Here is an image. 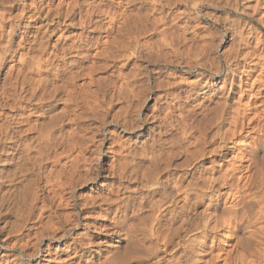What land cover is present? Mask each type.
<instances>
[{"label":"rangeland","instance_id":"1","mask_svg":"<svg viewBox=\"0 0 264 264\" xmlns=\"http://www.w3.org/2000/svg\"><path fill=\"white\" fill-rule=\"evenodd\" d=\"M30 1L35 2L34 8H30L29 10L27 9V13H26L27 17L25 16V19H23L22 22L21 21L15 22L17 26L19 25L16 30L15 37L12 40L8 39L7 37L8 35L6 36V34L8 33L9 28H7L8 31L6 30L4 31V36H6V38L3 39L2 43L0 41L1 43L0 44V97H1L0 98V177H1L0 178V264H11L12 263L11 261L14 259H16L15 261H18L21 264H34L36 260H29L27 255L28 253L29 254L32 253L34 249L33 245L35 244V242H37L36 238L39 235V232L37 231H40L41 234V232H43L42 229L47 228V225H49L54 221L55 222L57 221L60 224L59 226H62L66 229H68L69 227L72 228L70 238H66V240L62 244L67 242L70 243L71 238L73 239V237L75 236L83 235L86 232V230L84 229L83 226H79L78 228H73L75 226L73 227L70 226L69 224L72 225V223H69L67 221V218L69 216L76 215V217H78V219L81 222L80 225H82V223L102 224L103 218H106V214L109 217L112 216L113 215L112 213H114V211L117 209L124 210L123 206L125 204L129 205L127 206L128 207L127 210L129 211V214L132 215L133 214L132 212H135V210L138 208L137 205H139V202L143 197H145L146 199L145 201L146 203H144L146 206L144 207L147 208L150 205L152 206L156 202L157 203L160 202L161 197L158 194L148 196V198L151 199L148 201L147 192H149L150 188L148 186L146 188L143 187L142 184L140 183L141 181L140 180L136 181V179L133 176H129V175L126 176V174L124 175L123 173L124 170L121 169L120 161L125 155H128L130 157L129 159L134 158L135 169H137L136 171H139L137 172V177H138L137 179L139 178L141 179L142 174L148 173L150 175V173L152 174L153 171L155 173L159 172L158 178L160 179V181H165L167 177L168 178L176 177L177 179L180 178L181 180H183L180 181L179 179V181L181 182L180 183L181 193L182 191H184V189L188 187V185L196 183L195 181H198L197 178L203 176L204 174H205L204 176H206L207 174L206 177H209L210 175L212 177L215 176V178L219 177L218 182L213 183L211 189L206 188L207 190H204V192L205 191L206 192L203 195H201V198L199 196L197 199H195L197 203V200L199 201L200 198V201L198 202L199 204L197 203L195 205L196 207L194 206L195 212L193 213L196 216L197 215L198 216L197 217L195 215L192 216L193 215L192 214L191 216L193 218L189 217V221H191V223L189 222L190 225L188 226L189 229L188 233L189 235L194 234L193 237L197 238V241L201 239V241L205 244L203 248L204 251L203 253H206L207 255L206 259L210 258V256L208 257V255L210 254L216 255L217 253L221 255L222 253L229 251L231 245L235 244L236 239L243 240L244 238L247 239L249 238L253 243L252 244L254 247L253 250H257V249L259 250L261 248L263 249L264 248V171L263 169H260L257 172L255 179L252 180L251 182V187L253 190V195H252L253 206L246 211L245 216L242 218V221L240 222V229L235 230L236 233L235 235L227 236V234H224L225 229L219 228L218 232L214 231L212 232V234L210 233V235H212L213 237L212 236L210 237L208 235V239H205L204 241V238L200 236L201 235L200 231L198 230H197L198 232L195 231V226L197 228L199 222H203L205 220L206 223L207 220H209V217L212 215L213 212L210 209L212 200H214L212 202L213 204L214 202L215 203L217 202L218 203V204L216 203L217 206L219 205L218 207L222 208L226 202L227 203L231 202L230 197L231 195H233V193H235V190L233 188H231L228 185L226 186V184L224 183L225 179L224 178L222 179L221 177L225 176L226 169L229 168V162H233L236 160V157L240 152L239 149L241 148V145L242 146L243 144L245 145V143L242 140L244 139L246 133L250 132V128L246 127L245 123H247V121H244L245 123H243L244 127L242 128V130L239 129L237 131L241 133L240 135H238V137L226 136L227 138L225 137V139L222 140L223 136H221L222 134L221 131H223L222 129L224 128L225 129L227 128L226 130H228L229 128L228 125L224 123L225 125H222V127L224 128H220L221 131L219 132L218 127H220L221 125L220 126H217L216 124L215 126L214 124L210 125L211 122L210 120L213 119L212 117L213 109H215L218 105H227V106L230 105L229 107L231 108L236 107L234 103L237 102V97H238L237 96L238 78L236 75H240L241 70L239 68L241 64L237 60L230 64L226 63L227 58L225 57H228V55L232 51L238 48L241 38L242 40L243 39L247 40L250 47L255 46L254 44L258 37L261 40H264L263 39L264 24L261 23V20L264 21L263 10H258L256 14L253 13L251 8L249 7L247 8V5L252 6V4H254L253 1L250 0H215L217 2H213L214 0H193V1L178 0L179 2L175 1V3L170 7L168 11L169 15L171 14L170 15L171 18L170 17L167 18L166 26L169 25L171 29H169L166 34H168L170 37L168 35H164L165 37L159 36L161 39L158 36H151V35L146 36L147 38L143 37L144 39L140 37L139 38V40L141 41L140 45L142 43L143 46L151 45L150 46L151 49L149 46L148 48L147 47L145 48L141 45L140 46L141 48L140 47L135 48L136 50L132 49L135 52L134 51L131 52L129 51L131 48L128 46L127 49L124 48V50L122 49L120 50V49H116L117 47H113L114 46L113 45L112 47L109 46L107 49L108 50L115 49V50L113 52L110 50L111 52L108 51L107 54L106 49H103L105 52H102V50H100L104 46L99 47L103 45L102 43L104 39L101 40L102 42L101 44H99L97 49L96 48L97 46L95 47V44H93V42H95L93 40L94 38H92L93 35H89L90 32L88 30L94 27L95 24L94 21L96 20L95 18L96 15L95 17H92L91 14L94 11V9L98 8L99 6L100 7L102 6L101 7L102 10L109 9L111 12H115V11L120 12L122 8L125 11L129 9H133L134 8L133 6H131L132 7L131 8L126 5L125 0L122 1L121 0H63V2L61 0H26L24 4L27 5L30 3ZM59 1H61L62 3H60ZM73 1H75L77 4L75 2L73 4ZM119 1L122 3H120ZM225 2L226 4H224ZM16 3H14L15 10H13L14 12L12 11L11 17L20 14V12L18 11L21 9L20 2L16 1ZM69 3L70 6L68 5ZM59 4H61L62 6L60 5L61 7H59ZM7 6L8 5L4 7ZM232 7L234 9H232ZM46 9L47 10L50 9V16L48 17V19L50 20L53 18V22L45 18L47 17L45 13L48 12ZM71 9L74 11H72ZM67 11L71 14L67 18V20L70 19V21H72L71 26L66 28V26L61 24V22H60L61 25L54 24L55 22L59 23V20L57 21L56 19H54L55 17L58 16L56 14L59 12L65 15ZM88 11L90 12V14ZM36 12L39 14H37ZM54 13L56 14L54 15ZM35 15L39 16L40 18L38 17L39 19L35 20V18L37 17ZM29 18L30 19L32 18L31 20L33 23H35V25L31 22V20H29ZM82 20L85 22H83ZM84 23L85 25H83ZM27 24L29 27L28 31L26 30L27 27H25V25ZM230 25H232V27H230ZM114 33L112 37H117L116 32ZM21 35L23 36V38L21 37ZM87 35H88L87 38H90L89 41L92 40L91 41L92 43L90 44V42H87L89 43L88 44L89 46L87 45L84 47V43H85L84 41H86L85 38ZM97 36H99V34ZM100 36L105 37L106 34L105 33L103 34L102 32V34L100 33ZM157 38H159L158 42L161 40L159 42L160 44H164L162 45L164 48L161 46L160 50H159L160 44L157 43ZM162 38L163 41L165 40L167 41V42L165 41L166 44L162 41ZM253 39H255V41ZM25 40L27 42H25ZM19 41L22 42L24 41V42L23 43L20 42L21 43L20 44ZM145 41L147 42V44H145L146 43ZM153 41L154 43L156 42L155 43L156 45L157 44L158 45L155 46V44H153ZM70 44L74 45L76 48L77 47L82 48V50L78 51V48L77 50L73 49V51L70 52L64 50ZM152 45L155 46V50ZM197 47L198 49H196ZM11 50L15 53L13 54ZM152 50H154V52ZM193 50L195 51L194 53ZM122 51L124 54H122ZM110 53H112L113 55ZM102 54L104 55L102 56ZM21 55H23V57ZM3 56H5L8 60L5 59V57ZM103 66L105 67L104 69ZM40 71L42 73H40ZM67 75H73L71 76L73 77L71 78L72 82L68 80L70 79V77ZM84 75L86 77H84ZM63 79L68 80V82L70 83L65 84L66 82H63L64 81ZM48 80L50 81V85H48L49 84ZM43 81L44 83L47 82L45 83L46 86L43 83ZM223 81L224 83H222ZM40 82L43 84H41ZM51 83L52 84L54 83L53 85H56L53 86L54 89H52V92L56 94H53L51 92L53 94L52 96L53 97L55 96L54 98L50 95L51 93L49 94L52 87ZM70 84H72L73 86ZM44 86L47 91L43 89ZM121 86L123 87L121 88ZM33 87L34 89H32ZM56 87L58 88V90H56ZM62 87L64 89H62ZM45 92H47L50 95L49 97L53 98V99L50 98L52 99V101L46 99L48 98L47 97L48 95L46 96L47 93L45 94ZM183 99L185 100L183 101ZM246 100L247 99H244L242 102L245 103ZM251 106L252 108H248V111L251 110L252 113H255V107H256L257 113L259 114L261 113L262 108H260L258 103L257 105L253 103L251 104ZM121 107H123V109ZM258 110H260V112ZM252 113L250 112L248 113L249 118L251 117L253 118ZM250 114H252V116ZM24 116H26L28 119ZM263 117H261V119L264 122ZM208 118H210V120L207 121ZM262 121L261 120L258 121L259 123H261L260 125H263ZM258 122L254 123L255 126L254 124H252V127H256V126L258 127L259 126ZM24 123L29 124L30 127L33 128V129L29 128V130L31 129L30 130L31 132H29L28 136L27 134L25 135L26 138H23L22 136V139H26L27 141L26 140L25 141L30 145L29 147L30 155L28 157H29V162L31 163L33 162V163L32 164L30 163L31 164L30 165L28 162L27 165L29 166L26 165L27 172L29 170L30 171L29 174L27 173L28 181L26 183H23L22 185V181L19 180L20 178L18 179L19 181L17 180V178L16 180L14 178L13 181L10 180L12 177L10 175V172L8 173L5 169H3L2 158H4L5 156L4 151H7L8 148L7 146L11 144V141L9 142L8 136L10 135V133L13 132V130L14 131L16 130L15 126H17V129H19V127H21V125H23ZM37 123H39L40 125ZM41 123L45 124V126L43 125L45 128L41 127L42 126ZM48 123L50 125H47ZM35 126H39L41 128L38 129L39 127H35ZM49 126L50 129H47L49 128ZM42 128L46 130H43ZM41 129L43 131H48V130L49 131L43 132L41 131ZM226 130H224V132ZM217 131L220 133L219 134L220 136L217 135L218 133L216 134ZM15 132H13V135H17V133ZM44 133H46L45 136H47V138L44 137ZM53 134H55L56 136ZM51 136H53V138H55L57 142L55 140L53 141V138H51L50 140ZM36 137L38 138L36 139ZM84 137L87 139H85ZM40 139L43 142H40L41 141ZM46 139H47L46 141L47 144L45 142ZM187 140L189 141L188 143ZM240 140L242 143L240 142ZM36 141H39L40 144ZM262 141L264 143V140ZM48 142H49V147H48ZM43 143L47 145V148L46 146L43 145ZM152 144L155 145V149H152L151 147L153 146ZM41 145L44 146L45 148L44 147L41 148L42 147ZM177 145H180V147L182 145V147L181 148L179 146L177 147ZM214 147H223V148L222 150L221 149L218 150L217 154H214L212 152ZM179 148L181 149V151ZM199 148L204 149L203 151L204 153L201 154V156L196 155L197 157L195 158L192 157V154L198 151ZM183 149H188V151L190 152L186 153ZM37 155L40 156L38 157ZM75 155L77 156V158L75 157ZM215 155H217L216 158L214 157ZM156 156L160 164L159 168L158 167L155 168L152 165L153 164L152 158ZM13 157L16 159L15 156ZM31 158H33L34 161H32L33 159ZM74 158H76V160H78V162L80 163L79 164L77 162L76 163L77 166L75 165L74 161L76 160ZM12 160L14 159L12 158ZM193 161L197 164L195 165ZM211 161H214L215 165H213ZM165 162L169 166H167L168 168L165 167V170H163L164 169L163 163ZM189 162L191 163V165H189L190 164ZM116 163L119 166V169L117 168L118 166L115 167ZM73 164H74L73 167L74 175L72 176L74 177H71L70 174L73 173L72 171ZM211 166L212 168L214 166V169H216L217 171L212 168L210 169ZM246 166L247 164L244 163L242 168H240V170L235 173V179L238 176H245L246 173L244 168ZM56 167L59 168L57 169ZM67 168L69 171L67 170ZM116 168L117 170H114ZM111 169L114 171H112ZM118 170L120 173H123L122 176H120L121 174L118 173ZM149 170L152 172H150ZM61 171H63L62 172L63 174L61 173ZM66 171L68 172V174ZM189 171L191 174L189 173ZM201 171H203L202 174L200 173ZM78 176L83 178L80 179V177L78 178ZM71 179L73 180L71 181ZM45 180L46 181L48 180L47 183ZM83 180L84 181L87 180V181L84 182ZM222 181L225 185L224 184L222 185L221 183ZM56 182H58V184L60 185L58 186ZM20 183L22 185V188L24 186L22 192H24L25 194L26 193L25 191L26 190L28 191V193L25 194L26 196H24V200L21 197L22 193H20L21 192V185H19ZM62 189L63 191H61ZM55 192L58 194V196L56 195ZM53 193L55 194L54 195L55 197L53 196ZM59 193L62 195H59ZM180 196H179L180 199L178 198L179 200L182 199V196L181 197ZM15 197H17L18 200H16ZM20 197L22 198V200H20ZM34 197L38 198L37 200L38 203L36 204L37 206L34 205V201H33ZM58 198L60 200L63 199V201L61 202L60 200H58ZM102 198L104 199L106 198V200L108 199L110 200L106 203V201L105 202L102 201L103 200ZM58 201L59 203L57 205ZM154 201L155 203H151ZM84 203L87 204V207H85L86 205ZM32 205L35 206V211L31 212V207L33 208ZM61 205L63 207H61ZM108 210H110L109 214H108L109 212ZM147 210L149 211V209ZM141 214L143 215V216L141 215V217H144L146 215L145 212H142ZM40 215H41L40 217L41 221L40 220L38 221ZM222 217L223 219L224 218L226 219L228 216L223 215ZM141 222H139L141 224L140 226L144 228L145 225L143 226V224L144 223L146 224L147 222L146 221L144 222L141 221ZM185 227L187 228V226ZM35 229H37V231H35ZM191 229H193V231ZM46 233L47 231L45 232V234ZM185 234L186 233L182 231L180 235L184 236ZM41 240L43 241L42 242L43 245H46L48 243L55 245L54 243H52L51 240H47V238L44 236L42 237ZM178 243H179V238L175 237L174 239H172L170 245H168L167 247V251H170V253L171 251L173 252L176 251L179 248L178 246H176L178 245ZM128 245L124 246L125 248L122 247V249L120 250V254L122 253V255L124 256H131V257L135 256L137 253L136 251L137 248L134 247V244H130L129 246ZM240 248L241 246L237 249V253H236L237 256L242 254ZM132 250L134 252V255ZM220 251H222L221 254ZM138 253L136 257H140ZM149 257L150 259L149 258L147 259H149L148 262L150 263H147V261L137 260L131 262L130 264H138V261L139 264H152L156 261L152 256ZM159 257L161 258L162 255H160ZM64 258L66 259L65 256H63V259ZM83 260L84 259H82V261H80L79 264H84L85 260L84 261ZM219 264L222 263L220 262Z\"/></svg>","mask_w":264,"mask_h":264},{"label":"bare ground","instance_id":"2","mask_svg":"<svg viewBox=\"0 0 264 264\" xmlns=\"http://www.w3.org/2000/svg\"><path fill=\"white\" fill-rule=\"evenodd\" d=\"M16 1L20 2L21 5V9L18 10L20 12L19 15L11 17V13L13 10H15L14 8V3H16ZM26 0H0V41L2 43L3 39L6 38V36L8 37V39L12 40L15 37V33L16 30L18 28L17 24H15L16 21H21L23 19H25L26 13H27V9L29 10L30 8H34V1H30L29 4H24ZM63 2V0H61ZM61 1H59L60 3H62ZM122 1V0H121ZM175 1L178 0H125L126 5L128 7L133 6V9H129L127 11L123 10V8L120 10V12H111L109 9L107 10H102V6L98 8H93L94 11L92 12L91 16L95 17L96 15V20L94 21V27H92V29L88 30L90 33L89 35H93L92 38H94L93 40L95 42H93V44H95V47L98 49L99 44H101V40L104 39L103 41V45L99 46V47H103L102 52H105L103 49H106V53L108 54L109 52H113L114 50L110 49L108 50L107 48L109 46H113V47H117L116 49H122L124 50V48H128L130 47L129 51L133 52L134 50H136L135 48H139L141 45V41L139 40L140 37H146V36H160V37H165L164 35H168L166 34L167 31L169 29H171V27L166 26L167 25V18L170 17L169 15V9L170 7L175 3ZM182 1V0H181ZM193 1V0H191ZM253 1L254 4H252V6L247 5V8H251L252 12L256 14V12L258 10H263L264 13V0H250ZM75 1H73L74 4ZM80 2V1H79ZM120 2V1H119ZM179 2V1H178ZM213 2H217V1H213ZM219 2V1H218ZM57 3V2H56ZM76 3V2H75ZM84 3V2H83ZM122 3V2H120ZM119 3V4H120ZM223 3V2H222ZM249 3V2H248ZM17 4V3H16ZM42 4V3H41ZM65 4V3H64ZM77 4V3H76ZM87 4V3H86ZM107 4V3H106ZM118 4V3H117ZM125 4V3H123ZM226 4V2L224 3ZM8 5L7 7H4ZM37 5V4H36ZM61 4H59V7ZM67 5V4H66ZM70 6V3L68 4ZM67 5V6H68ZM102 5V4H101ZM122 5V4H121ZM120 5V6H121ZM213 5V4H212ZM235 5V4H234ZM53 6V5H52ZM118 6V5H117ZM119 6V8H120ZM126 6V7H127ZM177 6V5H176ZM246 6V5H245ZM58 7V8H59ZM66 7V6H65ZM95 7V6H94ZM110 7V6H109ZM122 7V6H121ZM196 7V6H195ZM231 7V6H230ZM236 7V6H235ZM47 8V7H46ZM56 8V7H55ZM54 8V9H55ZM101 8V9H100ZM105 8V7H104ZM108 8V7H107ZM118 8V7H117ZM132 8V7H131ZM214 8V7H213ZM77 9V8H76ZM232 9H234L232 7ZM47 10V9H46ZM67 10V9H66ZM72 10V9H71ZM34 11V10H33ZM39 11V10H37ZM48 12L45 13V15L47 17H45L46 19H48V17L50 16V9L47 10ZM56 11V10H55ZM74 11V10H72ZM70 11V12H72ZM113 11V10H112ZM119 11V10H117ZM14 12V11H13ZM30 12V11H29ZM89 12V11H88ZM176 12V11H175ZM183 12V11H182ZM190 12V11H189ZM238 12V11H237ZM241 12V11H239ZM262 12V11H261ZM31 13V12H30ZM29 13V14H30ZM37 13V12H36ZM35 13V14H36ZM43 13V14H44ZM52 13V11H51ZM171 13V11H170ZM262 13V14H263ZM39 14V13H37ZM56 13H54L55 15ZM65 14V13H64ZM90 14V12H89ZM183 14V13H182ZM31 15V14H30ZM33 15V14H32ZM44 15V16H45ZM56 15H58L57 17H55L54 19H56L58 22H55L54 24L57 25H61L63 24L64 26L70 27L71 26V22L70 19L67 20V18L71 15L68 11L66 12L65 15H63L62 13H57ZM63 15V16H62ZM209 15V14H208ZM207 15V16H208ZM37 16V15H35ZM52 16V15H51ZM173 16V15H172ZM27 17V16H26ZM29 17V16H28ZM32 17V16H30ZM39 16H37L35 18V20H38ZM88 17V16H87ZM224 17V16H223ZM86 18V17H85ZM84 18V19H85ZM171 18V17H170ZM27 19V18H26ZM32 19V18H31ZM29 18V20H31ZM83 19V16H82ZM174 19V18H173ZM223 19V18H222ZM233 19V18H232ZM34 20V22H35ZM49 20V19H48ZM51 22H53V18L50 19ZM49 20V21H50ZM80 20V18H79ZM237 20V19H236ZM76 21V20H75ZM83 21V20H82ZM88 21V20H87ZM224 21V20H223ZM32 22V20H31ZM41 22V21H40ZM61 22V24H60ZM78 22V21H77ZM85 22V21H83ZM169 22V21H168ZM33 23V22H32ZM74 23V22H73ZM91 23V22H90ZM174 23V22H173ZM261 23L264 24V21L261 20ZM19 24V23H18ZM35 25V23H33ZM38 24V23H37ZM75 24V23H74ZM80 24V23H79ZM262 24V25H263ZM52 25V24H51ZM85 25V23L83 24ZM174 25V24H173ZM179 25V24H178ZM30 26V25H29ZM32 26V25H31ZM234 26V25H233ZM24 27V26H23ZM25 27H27V31L29 29L28 24L25 25ZM24 27V28H25ZM85 27V26H84ZM230 27H232V25H230ZM239 27V26H238ZM7 28H9L7 30ZM21 28V27H20ZM33 28V27H32ZM31 28V29H32ZM35 28V27H34ZM38 28V27H36ZM77 28V27H76ZM86 28V27H85ZM175 29V28H174ZM8 31V33L6 34V36H4V31ZM22 30V29H21ZM87 30V29H86ZM26 31V32H27ZM31 31V30H30ZM40 31V30H39ZM171 31V30H170ZM188 31V30H187ZM24 32V31H23ZM52 32V31H51ZM105 33L106 34V39L105 37H101L100 33L102 34ZM116 32L117 37H112L113 33ZM240 32V31H239ZM34 33V32H33ZM172 33V32H171ZM176 33V32H175ZM186 33V32H185ZM259 33V32H258ZM47 34V33H46ZM77 34V33H76ZM99 34V36H97ZM115 34V33H114ZM174 34V33H173ZM238 34V32H237ZM245 34V33H243ZM178 35V34H177ZM241 35V34H240ZM26 36V35H25ZM34 36V35H33ZM60 36V35H59ZM116 36V35H115ZM169 36V35H168ZM174 36V35H173ZM191 36V35H190ZM235 36V35H234ZM21 37L23 38V36L21 35ZM88 35L86 36V41H84V47L87 46L90 42V44L92 43L91 41H89L90 38H87ZM90 37V36H89ZM159 37V38H160ZM170 37V36H169ZM177 37V36H176ZM182 37V36H181ZM184 37V36H183ZM210 37V36H209ZM236 37V36H235ZM26 38V37H25ZM35 38V37H34ZM143 38V39H144ZM147 38V37H146ZM157 38V43L158 39ZM172 38V37H171ZM188 38V37H187ZM192 38V37H191ZM246 38V37H245ZM255 38V37H254ZM21 39V38H20ZM65 39V38H64ZM80 39V38H79ZM161 39V38H160ZM169 39V38H168ZM264 39V38H263ZM27 40V39H26ZM25 40V42H27ZM84 40V39H83ZM82 40V41H83ZM156 40V39H155ZM165 40V39H164ZM175 40V39H172ZM183 40V39H182ZM255 41V39H253ZM163 41V38H162ZM166 41V40H165ZM165 41H163L165 43ZM171 41V40H170ZM8 42V40H7ZM11 42V41H10ZM22 41H19V43ZM24 42V41H23ZM22 42V43H23ZM41 42V41H40ZM72 42V41H70ZM146 42V41H145ZM162 42V43H163ZM167 42V41H166ZM188 42V41H187ZM0 43V44H1ZM156 43V42H155ZM153 41V44H155ZM185 43V42H184ZM253 43V42H252ZM11 44V43H10ZM21 44V43H20ZM147 44V42L145 43ZM160 44V43H159ZM166 44V43H165ZM168 44V43H167ZM4 45V44H3ZM29 45V44H28ZM45 45V44H44ZM67 45V44H66ZM76 45V44H75ZM158 45V44H157ZM155 44V46H157ZM164 44H160V48L161 46ZM174 45V44H173ZM172 45V46H173ZM255 46L250 47L249 43L247 42V40H240V43L238 45V48L234 51H232L227 58V62L226 63H233L234 61H238L240 62V75H236L238 78V97H237V102H234L236 107H229L227 105H218L215 109H213V119L210 120V118L207 119L210 120L212 122H210V125L215 126V124L219 128V132L221 131L220 128H224L222 127V125H225L224 123H226V125H228V130H226L225 128L222 129L223 131H221V136L222 140L225 139L226 136L228 137H238V135H240V132H237L239 129L242 130L243 123H245L244 121H247L246 127L250 128V132H247L246 135L244 136V139L242 140L245 145L243 144V146L241 145V148L239 149L240 152L236 157V160L233 162H229V168L226 169V173L225 176L220 177L224 180V183L226 184V186H230L231 188H233L235 190V193H233V195H231V202H226L224 204V206L218 207L217 204L214 202V204L212 203L214 200L211 201V205H210V209L212 210V215L210 216L209 214V220H207V222L205 223V220L203 222H199V225L195 226V231H200V236H202L205 239H208V235L211 237L212 235H210V233L212 234V232L216 231L218 232L219 228H224L225 229V233L227 234V236H233L235 235V230H239L240 229V222L242 221V218L245 216L246 211L249 210L252 206V200H253V190L251 187V182L252 180L255 179L257 172L260 169H263L264 171V143L262 140H264V122L262 121L261 117L264 116V40H261L259 37L256 39V42L254 44ZM5 46V45H4ZM21 46V45H20ZM24 46V45H23ZM22 46V47H23ZM77 46V45H76ZM83 46V45H82ZM81 46V47H82ZM89 46V45H88ZM92 46V45H90ZM128 46V47H127ZM143 46V45H142ZM149 47L151 45H148ZM148 46H143V47H147ZM153 46V45H152ZM155 46H153L154 50H155ZM6 47V46H5ZM35 47V46H34ZM59 47V46H58ZM142 47V49H143ZM163 47V46H162ZM193 47V46H191ZM78 48V47H77ZM77 48L70 44L66 47V49L68 52L77 50ZM141 48V47H140ZM144 48V49H145ZM157 48V47H156ZM157 48V49H158ZM164 48V47H163ZM170 48V47H168ZM188 48V47H187ZM203 48V47H202ZM234 48V47H233ZM260 48V50H259ZM125 49V50H126ZM134 49V50H132ZM151 49V47H150ZM175 49V48H174ZM190 49V48H189ZM198 49V47L196 48ZM4 50V49H3ZM34 50V49H33ZM32 50V51H33ZM39 50V49H38ZM42 50V49H40ZM44 50V49H43ZM82 50V48H78V51ZM85 50V48H84ZM88 50V47H87ZM139 50V49H138ZM137 50V51H138ZM148 50V49H147ZM154 50H152L154 52ZM158 50V51H159ZM12 51V50H11ZM15 51V50H14ZM45 51V50H44ZM77 51V52H78ZM98 51V50H97ZM136 51V52H137ZM173 51V50H172ZM177 51V50H176ZM185 51V50H184ZM187 51V50H186ZM192 51V50H191ZM9 52V50H8ZM13 52V51H12ZM11 52V54H12ZM40 52V51H39ZM96 52V51H95ZM116 52V51H115ZM118 52V50H117ZM128 52V51H127ZM135 52V51H134ZM149 52V51H148ZM167 52V51H166ZM174 52V51H173ZM180 52V51H179ZM195 51L193 50V53ZM203 52V51H202ZM15 52H13L14 54ZM19 53V52H18ZM22 53V52H21ZM25 53V52H24ZM34 53V52H33ZM67 53V52H66ZM105 53V54H106ZM126 53V52H125ZM150 53V52H149ZM152 53V52H151ZM157 53V51H156ZM80 54V53H79ZM96 54V53H95ZM112 54V53H110ZM109 54V55H110ZM120 54V53H118ZM122 54L123 51H122ZM120 54V55H122ZM127 54V53H126ZM138 54V53H137ZM183 54V53H182ZM10 55V54H9ZM8 55V57H9ZM82 55V54H81ZM85 55V54H84ZM92 55V54H91ZM104 54H102L103 56ZM113 55V54H112ZM119 55V56H120ZM148 55V54H147ZM159 55V54H158ZM163 55V54H162ZM179 55V54H178ZM195 55V54H194ZM12 56V55H11ZM20 56V55H19ZM23 57V55H21ZM31 56V55H30ZM88 56V55H87ZM106 56V55H105ZM128 56V55H127ZM143 56V55H142ZM153 56V55H152ZM5 57V56H3ZM192 57V56H189ZM194 57V56H193ZM11 58V57H10ZM9 58V59H10ZM20 58V57H19ZM63 58V57H62ZM140 58V57H139ZM5 59H7L5 57ZM24 59V58H22ZM21 59V60H22ZM88 59V58H87ZM113 59V58H112ZM117 59V58H116ZM128 59V58H127ZM214 59V58H213ZM8 60V59H7ZM11 60V59H10ZM39 60V59H38ZM191 60V59H190ZM205 60V59H204ZM212 60V59H211ZM3 61V60H2ZM48 61V60H47ZM186 61V60H185ZM19 62V61H18ZM41 62V61H39ZM167 62V61H166ZM174 62V61H173ZM200 62V61H199ZM216 62V61H215ZM48 63V62H47ZM103 63V62H102ZM170 63V62H169ZM8 64V63H7ZM26 64V63H25ZM28 64V63H27ZM39 64V63H38ZM37 64V65H38ZM52 64V62H51ZM60 64V63H58ZM65 64V63H64ZM40 65V64H39ZM193 65V64H192ZM218 65V64H217ZM61 66V65H60ZM239 66V64H238ZM40 67V66H39ZM46 67V66H44ZM213 67V66H212ZM51 68V67H50ZM57 68V67H56ZM92 68V67H91ZM105 67L103 66V69ZM234 68V67H233ZM23 69V68H22ZM21 69V70H22ZM80 69V68H79ZM78 69V70H79ZM90 69V68H89ZM102 69V70H103ZM137 69V68H136ZM231 69V68H230ZM229 69V70H230ZM238 69V71H239ZM20 70V69H18ZM72 70V69H71ZM77 70V69H76ZM96 70V69H94ZM213 70V69H212ZM17 71V70H16ZM37 71V69H36ZM48 71V70H47ZM56 71V70H55ZM214 71V70H213ZM232 71V70H231ZM111 72V71H110ZM133 72V71H132ZM5 73V72H4ZM8 73V72H7ZM12 73V72H11ZM18 73V72H17ZM40 73H42L40 71ZM57 73V72H56ZM65 73V72H64ZM67 73V72H66ZM78 73V72H77ZM82 73V72H81ZM87 73V72H86ZM109 73V72H108ZM233 73V72H232ZM36 74V73H35ZM52 74V73H51ZM71 74V72H70ZM73 74V73H72ZM79 74V73H78ZM93 74V73H92ZM127 74V73H126ZM130 74V73H128ZM136 74V73H135ZM40 75V74H39ZM89 75V74H88ZM109 75V74H108ZM111 75V74H110ZM162 75V74H161ZM5 76V75H4ZM16 76V75H15ZM27 76V75H26ZM46 76V75H45ZM57 76V75H56ZM70 77V79H68L69 81H71V76L73 75H67ZM113 76V75H112ZM115 76V75H114ZM24 77V76H23ZM50 77V76H49ZM55 77V75H54ZM64 77V76H63ZM84 77H86L84 75ZM108 77V76H107ZM164 77V76H163ZM7 78V77H6ZM9 78V77H8ZM16 78V77H14ZM61 78V77H60ZM66 78V76H65ZM76 78V77H75ZM74 78V79H75ZM100 78V77H99ZM39 79V78H38ZM44 79V78H43ZM77 79V78H76ZM87 79V78H86ZM110 79V78H109ZM161 79V78H160ZM13 80V79H12ZM16 80V79H14ZM19 80V79H18ZM22 80V79H20ZM63 82L70 83L68 82V80L63 79ZM128 80V79H127ZM223 80V79H222ZM7 81V80H6ZM24 81V80H23ZM29 81V80H28ZM36 81V80H35ZM41 81V80H40ZM62 81V80H61ZM76 81V80H75ZM106 81V80H105ZM112 81V80H111ZM179 81V80H178ZM16 82V81H15ZM42 82V81H41ZM40 82V83H41ZM50 85V81L48 80ZM72 82V81H71ZM83 82V81H82ZM103 82V81H102ZM140 82V81H139ZM142 82V81H141ZM148 82V81H147ZM164 82V81H163ZM20 83V82H19ZM25 83V82H24ZM44 83V81H43ZM41 83V84H43ZM47 83V82H45ZM44 83V84H45ZM61 83V82H60ZM81 83V82H80ZM113 83V82H112ZM129 83V82H128ZM168 83V82H167ZM172 83V82H170ZM224 83V81L222 82ZM6 84V83H5ZM21 84V83H20ZM39 84V85H41ZM52 84V83H51ZM54 84V83H53ZM51 85V91L49 92V94L52 92V89H54L53 86L56 85ZM64 84V85H65ZM75 84V83H74ZM79 84V83H78ZM130 84V83H129ZM10 85V84H9ZM17 85V84H16ZM19 85V84H18ZM30 85V84H29ZM72 85V84H70ZM69 85V86H70ZM76 85V84H75ZM90 85V84H89ZM102 85V84H101ZM104 85V84H103ZM111 85V84H110ZM120 85V84H119ZM21 86V85H20ZM19 86V87H20ZM27 86V84H26ZM46 86V84H45ZM45 89L46 90V88ZM73 86V85H72ZM86 86V85H85ZM84 86V87H85ZM158 86V85H157ZM169 86V85H168ZM176 86V85H175ZM201 86V85H200ZM22 87V86H21ZM24 87V86H23ZM78 87V86H77ZM83 87V86H82ZM120 87V86H119ZM123 86H121L122 88ZM127 87V86H126ZM166 87V86H165ZM221 87V86H220ZM219 87V89H220ZM6 88V87H5ZM41 88V87H40ZM80 88V87H79ZM105 88V86H104ZM136 88V87H135ZM20 89V88H19ZM26 89V88H25ZM34 89V87L32 88ZM38 89V88H37ZM42 89V90H43ZM48 89V88H47ZM50 89V88H49ZM60 89V87H59ZM62 89H64L62 87ZM131 89V87H130ZM23 90V89H22ZM44 90V91H45ZM56 90H58V88L56 87ZM55 90V92H56ZM101 90V89H100ZM112 90V89H111ZM120 90V89H119ZM129 90V89H128ZM223 90V89H221ZM5 91V90H4ZM47 91V90H46ZM54 91V90H53ZM2 92V91H1ZM25 92V91H24ZM78 92V91H77ZM82 92V91H81ZM95 92V91H94ZM98 92V91H97ZM5 93V92H4ZM47 92H45L46 94ZM53 94H56L54 92H52ZM50 94L51 96L53 94ZM48 93L46 94V96L48 98V100L52 101V99L55 97H49ZM103 94V93H102ZM12 95V94H11ZM65 95V94H64ZM74 95V94H73ZM134 95V94H133ZM22 96V95H21ZM26 96V95H25ZM38 96V95H37ZM43 96V95H41ZM103 96V95H102ZM179 96V95H178ZM8 97V96H7ZM24 97V96H23ZM79 97V95H78ZM77 97V98H78ZM228 97V96H227ZM231 97V96H230ZM1 98V97H0ZM17 98V97H16ZM45 98V97H44ZM52 98V99H50ZM110 98V97H109ZM233 98V97H232ZM23 99V98H22ZM42 99V98H41ZM60 99V97H59ZM66 99V98H65ZM121 99V98H120ZM244 99H247L245 101V103H243L242 101ZM262 99V101H261ZM19 100V99H18ZM29 100V99H28ZM39 100V99H38ZM185 99H183L184 101ZM97 101V100H96ZM118 101V100H117ZM129 101V100H128ZM99 102V101H98ZM221 102V101H220ZM260 102V103H259ZM20 103V102H19ZM53 103V102H52ZM90 103V102H89ZM233 103V102H232ZM255 103V105L260 106V108H262L261 113H257V108L255 106V113H252L251 110L248 111V108H252L251 104ZM66 104V103H65ZM113 104V103H112ZM228 104V103H227ZM10 105V104H9ZM18 105V104H17ZM52 105V104H51ZM75 105V104H74ZM181 105V104H180ZM128 106V105H127ZM234 106V105H233ZM250 106V107H249ZM89 107V106H87ZM95 107V106H94ZM129 107V106H128ZM135 107V106H133ZM21 108V107H20ZM24 108V107H23ZM104 108V107H103ZM123 109V107H121ZM127 108V107H126ZM125 108V110H126ZM185 108V107H184ZM212 108V107H211ZM86 109V108H85ZM138 109V108H137ZM254 109V108H253ZM21 110V109H20ZM92 110V109H91ZM113 110V109H112ZM182 110V109H181ZM260 110H258L260 112ZM73 111V110H72ZM82 111V110H81ZM129 112V111H128ZM165 112V111H164ZM252 113L253 114V118H249V114L248 113ZM22 113V112H21ZM59 113V112H58ZM89 113V112H88ZM101 113V112H100ZM114 113V112H113ZM121 113V112H120ZM163 113V112H162ZM23 114V113H22ZM25 114V113H24ZM34 114V113H33ZM84 114V113H83ZM94 114V113H93ZM125 114V113H124ZM167 114V112H166ZM252 114H250L252 116ZM5 115V114H4ZM35 115V114H34ZM60 115V114H59ZM78 115V114H77ZM76 115V116H77ZM128 115V114H127ZM211 115V114H210ZM263 115V116H261ZM41 116V115H40ZM49 116V115H48ZM84 116V115H83ZM82 116V117H83ZM181 116V115H180ZM5 117V116H4ZM20 117V116H19ZM22 117V116H21ZM26 117V116H24ZM29 117V116H28ZM51 117V116H50ZM58 117V115H57ZM55 117V118H57ZM130 117V116H129ZM154 117V116H153ZM164 117V116H163ZM210 117V116H208ZM27 118V117H26ZM30 118V117H29ZM66 118V117H65ZM183 118V117H182ZM264 118V117H263ZM24 119V118H23ZM28 119V118H27ZM43 119V118H42ZM48 119V118H47ZM117 119V118H116ZM197 119V118H195ZM4 120V119H3ZM25 120V119H24ZM49 120V119H48ZM53 120V119H52ZM85 120V119H84ZM164 120V119H163ZM261 120L263 125H260L261 123H259L258 121ZM57 121V119H56ZM69 121V120H68ZM150 121V120H149ZM27 122V121H24ZM30 122V120H29ZM40 122V121H39ZM49 122V121H48ZM114 122V121H113ZM123 122V121H122ZM190 122V120H189ZM255 122L259 123V126L257 127H252V124H254ZM45 123V122H44ZM47 123V121H46ZM50 123V122H49ZM47 125H50V124ZM58 123V121H57ZM60 123V122H59ZM91 123V122H90ZM174 123V121H173ZM179 123V122H178ZM16 124V123H15ZM39 124V123H37ZM43 128H45V124L41 123ZM55 124V123H53ZM184 124V123H183ZM206 124V123H205ZM209 124V122H208ZM26 125V126H25ZM40 125V124H39ZM44 125V126H43ZM177 125V124H176ZM257 125V124H256ZM52 126V125H51ZM55 126V125H54ZM53 126V127H54ZM164 126V125H163ZM204 126V125H203ZM255 126V124H254ZM2 127V126H1ZM14 127V126H12ZM16 128V132L13 130V132L17 133V135H13V132L10 133V135L12 136H8L9 138V142L11 141V144L9 146H7V151H4V158H2V165H3V169H5L8 173L10 172L11 175V179L13 181V179L17 178V180L19 179L20 181H22V185L23 183H26L28 180V174L29 171L27 172V165L29 162V155H30V145L26 142V139H22L26 138L25 135L29 134V132H31L30 130L33 129L32 127H30L29 124H23L21 125V127H19V129H17V126H15ZM35 127H39V126H35ZM41 127H39L38 129H40ZM48 127V126H47ZM46 127V128H47ZM182 127V125H181ZM195 127V126H194ZM226 127V126H225ZM6 128V127H5ZM29 128H31L29 130ZM42 128V129H43ZM92 128V127H91ZM90 128V129H91ZM95 128V127H94ZM164 128V127H163ZM162 128V129H163ZM169 128V127H168ZM203 128V127H202ZM8 129V128H7ZM46 130V129H43ZM50 129V126L49 128ZM97 129V128H96ZM79 130V129H78ZM98 130V129H97ZM224 130H226L224 132ZM12 131V130H11ZM49 131V130H48ZM48 131H43V132H48ZM85 131V130H84ZM153 131V130H152ZM216 132L217 135H219V132ZM4 132V131H3ZM59 132V131H58ZM74 132V131H73ZM112 132V131H111ZM169 132V131H168ZM203 132V131H202ZM8 133V132H7ZM35 133V132H34ZM37 133V132H36ZM51 134V133H50ZM49 134V135H50ZM193 134V133H192ZM7 135V134H6ZM5 135V136H6ZM35 135V134H34ZM38 135V134H37ZM43 135V133H42ZM46 133H44V137L47 138V136H45ZM48 135V134H47ZM55 135V134H53ZM59 135V134H58ZM216 135V136H217ZM39 136V135H38ZM41 136V135H40ZM56 136V135H55ZM160 136V135H159ZM194 136V135H193ZM215 136V137H216ZM220 136V135H219ZM62 137V136H61ZM71 137V135H70ZM218 137V136H217ZM7 138V139H8ZM32 138V137H31ZM38 137H36L37 139ZM53 138V136L50 137ZM60 138V137H59ZM83 138V137H82ZM81 138V139H82ZM85 138V137H84ZM185 138V137H184ZM192 138V137H191ZM194 138V137H193ZM204 138V137H203ZM227 138V137H226ZM35 139V137H34ZM49 139V138H48ZM58 139V138H57ZM87 139V138H85ZM157 139V138H156ZM241 139V137H240ZM26 140V141H25ZM32 140V139H31ZM41 140V139H40ZM44 140V139H43ZM57 140L55 138H53V141ZM67 140V139H66ZM71 140V138H70ZM93 140V139H92ZM175 140V139H174ZM180 140V139H179ZM219 140V139H218ZM230 140V139H229ZM2 141V140H1ZM8 141V140H7ZM33 141V140H32ZM47 141V139L45 140V142ZM49 141V140H48ZM75 141V139H74ZM81 141V140H80ZM182 141V140H181ZM197 141V140H196ZM214 141V140H212ZM34 142V141H33ZM40 144V142H43L42 140L36 141ZM35 142V144H36ZM44 142V143H45ZM60 142V141H59ZM78 142V141H77ZM86 142V141H85ZM84 142V143H85ZM183 142V141H182ZM189 141L187 140V143ZM241 142V140H240ZM7 143V142H6ZM5 143V144H6ZM43 143L44 146L45 145ZM51 143V141H50ZM64 143V142H63ZM67 143V142H66ZM83 143V142H82ZM97 143V142H96ZM111 143V142H110ZM161 143V142H160ZM176 143V142H175ZM242 143V142H241ZM42 144V143H41ZM47 144V142H46ZM58 144V143H57ZM74 144V142H73ZM53 145V144H52ZM84 145V144H82ZM87 145V144H86ZM113 145V144H112ZM153 146L152 149H155V145L152 144ZM170 145V144H169ZM38 146V145H37ZM42 146V145H41ZM44 146H42L41 148H43ZM68 146V145H67ZM75 146V145H74ZM97 146V145H96ZM148 146V145H147ZM157 146V145H156ZM180 147V145H177V147ZM188 146V145H187ZM48 147H49V142H48ZM149 147V146H148ZM182 147V145H181ZM180 147V148H181ZM39 148V147H38ZM40 148V149H41ZM45 148V147H44ZM52 148V147H51ZM179 148V149H180ZM223 147H214V149L212 150V152L214 154L218 153V150H222ZM94 149V148H92ZM91 149V150H92ZM122 149V148H121ZM151 149V148H150ZM189 149V147H188ZM188 149H183L186 153L190 152L188 151ZM39 150V149H38ZM46 150V149H45ZM33 151V150H32ZM74 151V150H73ZM104 151V150H103ZM119 151V150H118ZM179 151V150H178ZM181 151V149H180ZM192 151V150H191ZM196 151V150H195ZM204 149H200L198 151H196L194 154H192V157H197L201 156V154H203ZM6 152V153H5ZM45 152V151H44ZM60 152V151H59ZM175 152V151H174ZM65 153V152H64ZM119 153V152H118ZM139 153V152H138ZM193 153V152H192ZM38 154V153H37ZM56 154V153H55ZM77 154V153H76ZM143 154V153H142ZM183 154V153H182ZM32 155V154H31ZM61 155V153H60ZM78 155V154H77ZM168 155V154H167ZM15 156L16 159L13 157ZM38 156V155H37ZM36 156V157H37ZM40 156V155H39ZM38 156V157H39ZM53 156V155H52ZM137 156V155H136ZM144 156V155H143ZM191 156V155H190ZM217 155H215L214 157L216 158ZM35 157V156H34ZM75 157L77 158V156L75 155ZM93 157V156H92ZM142 157V156H141ZM149 157V156H148ZM12 158L15 160H12ZM49 158V157H48ZM55 158V157H54ZM76 158H74L76 160ZM79 158V157H78ZM113 158V157H112ZM120 158V157H118ZM122 158V156H121ZM130 157L128 155H125L122 159H121V169L124 170L123 173L124 175L126 174L129 176H133L136 181L140 180L141 184L143 187H149V192H147V198L148 196H152V195H159L161 197V201L160 202H151V203H155L152 206L150 205L148 208L144 207L146 206L144 203H146V199L145 197L141 198L138 208L135 210V212H132L133 214L130 215L129 211L127 210V206H129L128 204H125L123 206L124 210H115L114 213H112V216H107L106 214V218H103V223L102 224H95V223H82L80 222V220L78 219V217H76V215L74 216H69L67 218V221L69 223L70 226H75L73 228H78L79 226H83L84 229L86 230V232L81 235V236H75L73 237V239L71 238L70 243H64L62 244L66 238H70L71 232H72V228L69 227L68 229L59 226L60 224L57 222H52L49 225H47V228H43L40 234V231H37V229H35V231L39 232L38 237L36 238L37 242H35V244L33 245L34 249L32 251V253H28V259L29 260H36L34 264H79L80 261H82V259H84V264H130L131 262L134 261H147L150 259L149 256H152L156 261L152 264H219L220 262L222 264H264V248L261 249H257V250H253V243L252 241L248 238H244L243 240H239L236 239L235 244L231 245L229 251L222 253V251H220V254L216 255H208V257L210 256V258L206 259L207 255L206 253H203V248L205 246V244L201 241V239L199 241H197V238L193 237V235H189V229L188 226L190 225L191 221H189V217L194 216L195 214H193L194 211V206L200 201L201 195H203L205 192L204 190H207L206 188H210L213 185V183L218 182V178L212 177L211 175L209 177L206 176H198L199 178L198 181H195L196 183L190 184L188 185V187L186 189H184V191H182L181 193V187H180V181L179 179L175 178H166L165 181H160V179L158 178L159 176V172L155 173L153 171V173L150 175L148 173L146 174H142L141 179H137V169H135V164H134V158L129 159ZM200 158V157H199ZM33 159V158H31ZM30 159V160H31ZM37 159V158H35ZM47 159V158H46ZM65 159V157H64ZM67 159V158H66ZM73 159V158H72ZM146 159V158H145ZM80 160V159H79ZM168 160V159H165ZM34 161V159L32 160ZM49 161V160H48ZM58 161V160H57ZM151 161V160H150ZM149 161V162H150ZM162 161V159H161ZM192 161V160H191ZM38 162V161H37ZM67 162V161H66ZM72 162V161H71ZM70 162V163H71ZM75 165L78 162V160L74 161ZM84 162V161H83ZM119 162V161H118ZM168 162V161H167ZM194 162V161H193ZM31 162H29L30 164ZM33 163V162H32ZM31 163V164H32ZM41 163V162H40ZM79 163V162H78ZM88 163V162H87ZM152 165L156 168L160 166L159 161L157 160V156L152 158ZM161 163V162H160ZM190 163V162H189ZM188 163V164H189ZM195 163V162H194ZM211 163L213 165L214 161H211ZM247 164V166L244 168L245 170V176H238L235 179V173L237 171L240 170V168H242L243 164ZM30 164V165H31ZM55 164V163H54ZM69 164V163H68ZM80 164V163H79ZM149 164V163H148ZM197 163H195L196 165ZM200 164V162H199ZM27 165V166H26ZM63 165V164H62ZM70 165V164H69ZM109 165V164H108ZM113 165V164H112ZM115 165V164H114ZM162 165V164H161ZM163 170H165V167L169 166L166 162L163 163ZM186 165V164H185ZM191 165V163L189 164ZM60 166V165H59ZM77 166V165H76ZM111 166V164H110ZM117 163L115 165V167H117ZM143 166V165H142ZM188 166V165H187ZM222 166V165H221ZM64 167V166H63ZM73 167L74 164L72 165V171H73ZM162 167V166H161ZM196 167V166H195ZM57 168V167H56ZM59 168V167H58ZM57 168V169H58ZM65 168V167H64ZM69 168V167H68ZM67 168V170H68ZM110 168V167H109ZM114 168V167H112ZM119 169V166L117 167ZM114 169V170H117ZM150 168V167H149ZM168 168V167H167ZM166 168V169H167ZM201 168V167H200ZM212 168V166L210 167V169ZM219 168V167H218ZM31 169V168H30ZM88 169V168H87ZM146 169V168H145ZM214 169V166L213 168ZM222 169V167H221ZM220 169V170H221ZM41 170V169H40ZM61 170V169H60ZM64 170V169H63ZM75 170V168H74ZM112 170V169H111ZM112 170V171H114ZM155 170V169H154ZM157 170V169H156ZM216 170V169H214ZM3 171V170H2ZM69 171V170H68ZM79 171V170H78ZM108 171V170H107ZM143 171V168H142ZM150 171V170H149ZM148 171V172H149ZM199 171V170H198ZM217 171V170H216ZM219 171V170H218ZM47 172V171H46ZM63 171H61L62 173ZM67 172V171H66ZM90 172V171H88ZM141 172V171H140ZM152 172V171H150ZM203 171H201L200 173L202 174ZM28 173V174H27ZM35 173V172H34ZM33 173V174H34ZM39 173V172H38ZM118 173L119 170H118ZM123 173H120L119 175L122 176ZM190 173V171H189ZM194 173V172H193ZM212 173V172H211ZM222 173V172H221ZM37 174V173H36ZM44 174V173H43ZM52 174V172H51ZM63 174V173H62ZM68 174V172H67ZM70 174V173H69ZM78 174V173H77ZM80 174V173H79ZM117 174V172H116ZM191 174V173H190ZM199 174V173H198ZM200 174V175H201ZM71 177H74L72 175H74V171L72 174H70ZM147 175V176H146ZM187 175V174H185ZM195 175V174H194ZM193 175V177H194ZM261 175V174H260ZM21 176V177H19ZM88 176V175H87ZM94 176V175H93ZM107 176V175H106ZM125 176V177H126ZM136 176V177H135ZM192 176V175H191ZM196 176V175H195ZM46 177V176H45ZM68 177V176H67ZM80 176H78L79 178ZM140 177V176H139ZM181 177V176H180ZM1 178V177H0ZM51 178V177H50ZM76 178V177H75ZM83 178V177H82ZM80 177V179H82ZM85 178V177H84ZM129 178V177H128ZM127 178V179H128ZM190 178V177H189ZM37 179V178H36ZM78 179V180H80ZM134 179V181H135ZM14 180V181H15ZM18 180V181H19ZM30 180V179H29ZM66 180V179H65ZM70 180V179H69ZM73 179H71L72 181ZM132 180V179H131ZM193 180V179H192ZM32 181V180H31ZM46 181V180H45ZM48 181V180H47ZM46 181V183H47ZM58 181V180H57ZM67 181V180H66ZM84 181V180H83ZM87 181V180H85ZM84 181V182H85ZM145 182V183H144ZM231 182V183H230ZM49 183V182H48ZM51 183V182H50ZM60 183V182H59ZM68 183V182H67ZM66 183V184H67ZM74 183V182H73ZM72 183V184H73ZM222 185L224 184L223 181L221 182ZM56 184H58V182H56ZM224 184V185H225ZM10 185V184H9ZM21 185V183L19 184ZM18 185V186H19ZM22 185H21V192L22 195L21 197L24 200V196H26L25 194L28 193V191L26 190L25 194L24 192H22ZM60 184H58L59 186ZM69 185V184H68ZM81 185V184H80ZM135 185V184H134ZM140 185V184H139ZM67 186V185H65ZM220 186V185H219ZM32 187V186H31ZM35 187V186H33ZM71 187V185H70ZM221 187V186H220ZM225 187V186H224ZM27 188V187H26ZM25 188V189H26ZM55 188V186H54ZM15 189V188H14ZM20 189V188H18ZM49 189V188H48ZM50 190V189H49ZM48 190V191H49ZM56 190V188H55ZM54 190V191H55ZM118 190V189H117ZM215 190V189H214ZM34 191V190H33ZM51 191V190H50ZM58 191V190H57ZM56 191V192H57ZM63 191V189L61 190ZM112 191V190H111ZM134 191V189H133ZM216 191V190H215ZM55 192V193H56ZM218 192V191H217ZM133 193V192H132ZM213 193V192H212ZM215 193V192H214ZM219 193V192H218ZM28 195V194H27ZM39 195V194H38ZM55 194L53 193V196ZM56 195L58 196V194L56 193ZM59 195H62L59 193ZM182 196V199L179 200V196ZM216 195V194H215ZM32 196V195H31ZM56 196V197H57ZM64 196V195H63ZM62 196V198H63ZM94 196V195H93ZM180 196V197H181ZM199 201L196 200L198 197ZM206 196V195H205ZM7 197V196H6ZM18 197V196H17ZM16 198V200H18ZM20 197V200H22V198ZM55 197V196H54ZM142 197V196H141ZM212 197V196H211ZM216 197V196H215ZM14 198V199H15ZM32 198V197H31ZM29 198V199H31ZM127 198V197H126ZM158 198V197H157ZM179 198V199H178ZM217 198V197H216ZM8 199V198H7ZM46 199V198H45ZM57 199V198H56ZM61 199V196H60ZM58 198V200H60ZM97 199V198H96ZM102 201H106V203L110 200H106V198H102ZM115 199V198H114ZM153 199V198H152ZM212 199V198H211ZM19 200V201H20ZM38 198L34 197L33 201H34V205L37 206L36 204ZM89 200V198H88ZM93 200V199H92ZM120 200V199H119ZM151 200L148 198V201ZM165 200V201H163ZM195 200V201H194ZM216 200V199H215ZM31 201V200H30ZM52 201V200H51ZM61 202L63 201L60 200ZM222 201V200H221ZM6 202V201H5ZM15 202V201H14ZM44 202V200H43ZM42 202V203H43ZM95 202V201H94ZM7 203V202H6ZM30 203V202H29ZM59 201L57 202L58 205ZM111 203V202H109ZM23 204V203H22ZM52 204V203H51ZM63 204V203H61ZM65 204V203H64ZM85 207H87V204L84 203ZM124 204V203H123ZM199 204V203H198ZM220 204V203H219ZM20 205V204H19ZM148 205V204H147ZM33 206V205H32ZM35 206H33V208L31 207V212L35 211ZM90 206V204H89ZM88 206V207H89ZM92 206V205H91ZM45 207V206H44ZM43 207V208H44ZM57 207V206H56ZM59 207V206H58ZM61 207H63L61 205ZM67 207V206H66ZM196 207V206H195ZM46 208V207H45ZM53 208V207H52ZM60 208V207H59ZM65 208V207H64ZM149 209V211L147 209ZM20 209V208H19ZM38 209V208H37ZM91 209V208H88ZM121 209V208H120ZM209 209V210H210ZM14 210V209H13ZM30 210V209H29ZM147 210V211H145ZM4 211V210H3ZM22 211V210H20ZM86 211V210H85ZM106 211V210H105ZM108 214L110 213V210H108ZM145 212L146 215L144 217H141V213ZM27 213V212H26ZM70 214V213H69ZM193 214V215H192ZM192 215V216H191ZM208 215V213H207ZM223 215H227L228 217L225 219H223ZM86 216V215H85ZM95 216V215H94ZM132 216V217H130ZM143 216V215H142ZM196 216V215H195ZM198 216V215H197ZM196 216V217H197ZM203 216V215H202ZM206 216V215H205ZM41 215L39 216L38 221L40 220ZM49 217V216H48ZM27 218V217H26ZM193 218V217H192ZM20 219V218H18ZM23 219V218H22ZM57 219V218H56ZM97 219V218H96ZM204 219V218H203ZM208 219V218H207ZM95 220V219H94ZM15 221V220H14ZM21 221V220H20ZM31 221V220H30ZM41 221V220H40ZM61 221V220H60ZM72 221V222H70ZM141 221H146L147 223L143 224L144 228H142V226H140L141 224L139 222ZM209 221V222H208ZM19 222V221H18ZM65 222V221H64ZM108 222V223H107ZM190 222V223H189ZM193 222V221H192ZM8 223V222H7ZM142 223V222H141ZM194 223V222H193ZM10 225V224H9ZM18 225V224H17ZM197 225V224H196ZM13 226V225H12ZM187 226V228L185 227ZM192 226V225H191ZM18 227V226H17ZM33 227V226H32ZM46 227V226H45ZM12 228V227H11ZM194 228V227H192ZM193 231V229H191ZM17 231V230H16ZM47 231V233L45 234V232ZM184 231L186 234L184 236H181V232ZM197 231V232H198ZM215 232V233H216ZM8 233V232H7ZM44 233V234H43ZM15 234V233H14ZM188 234V236H187ZM217 234V233H216ZM13 235V234H12ZM198 235V234H197ZM14 236V235H13ZM46 237L47 240H51L52 243H54L55 245H52L51 243H48L46 245H43V241L41 240L42 237ZM74 236V235H73ZM199 236V237H200ZM175 237L179 238V243L178 246L179 248L176 251H167V247L168 245H170V242L172 239H174ZM201 237V238H202ZM213 237V236H212ZM215 237V236H214ZM213 239V238H212ZM215 239V238H214ZM27 241V240H26ZM176 242V241H174ZM212 242V241H210ZM13 243V242H12ZM255 243V242H254ZM15 244V243H14ZM24 244V243H23ZM130 244H134V247L137 248V253L139 254L140 257H136L137 253L135 256L131 257V256H124L122 255V253L120 254V250L122 249V247L127 246ZM173 244V243H172ZM171 244V245H172ZM29 245V244H28ZM128 245V246H129ZM55 246V247H54ZM133 246V245H132ZM131 246V247H132ZM209 246V245H208ZM241 246V255L237 256V249ZM32 247V248H33ZM213 247V245H212ZM7 248V247H6ZM125 248V247H124ZM259 248V247H258ZM133 249V248H132ZM209 250V249H208ZM133 252V250H132ZM219 252V251H218ZM25 253V252H24ZM169 254V255H168ZM134 255V252H133ZM162 255V257L160 258L159 256ZM63 256L66 257V259H63ZM149 258V259H147ZM153 259V261H154ZM16 259L12 260L11 264H21L18 261H15ZM222 260V261H221ZM138 261V264H139ZM5 262V261H4ZM144 263V262H143Z\"/></svg>","mask_w":264,"mask_h":264}]
</instances>
